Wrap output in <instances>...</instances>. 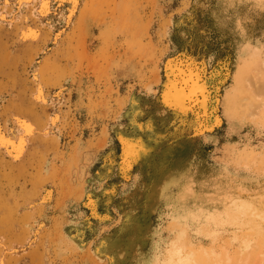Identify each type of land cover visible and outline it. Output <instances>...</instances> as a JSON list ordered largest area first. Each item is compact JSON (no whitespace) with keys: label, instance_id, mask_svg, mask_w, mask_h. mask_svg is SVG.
Wrapping results in <instances>:
<instances>
[{"label":"rangeland","instance_id":"1","mask_svg":"<svg viewBox=\"0 0 264 264\" xmlns=\"http://www.w3.org/2000/svg\"><path fill=\"white\" fill-rule=\"evenodd\" d=\"M40 2L0 0V136L22 141L0 144V264L246 250L241 219L264 218V53L217 30V0H51L44 17Z\"/></svg>","mask_w":264,"mask_h":264},{"label":"bare ground","instance_id":"2","mask_svg":"<svg viewBox=\"0 0 264 264\" xmlns=\"http://www.w3.org/2000/svg\"><path fill=\"white\" fill-rule=\"evenodd\" d=\"M20 1H22V0H20ZM27 4H29V3H27ZM39 4H40V6L38 7V10L37 9L36 10L38 11V13L42 17L47 16L52 11L51 0H41V2ZM36 14H37V12H36ZM4 15H2V16H4ZM33 30H34V28H33ZM24 32H25V30L23 31V33ZM33 33H35V32H33ZM25 34H27V33H25ZM33 35H35V34H33ZM38 36H39V34H38ZM262 72L264 73V61L261 64L260 70H258V71L256 70V73H255V76H254L255 80H256V83H259V79H258L259 75L258 74H261ZM180 75L183 76V74H180ZM178 82H179V80L177 81V83ZM179 84L181 85V89L183 91L182 95H184L186 97V99H187L186 101L188 102V106L194 105L196 99H195L193 94L197 91V79H195V76L193 75V73L192 72H188V75L181 77V80H180ZM42 92L43 91H41L40 93H42ZM22 123L20 125L25 129L26 134L27 133L28 134L29 133L32 134V131L35 129L34 128L35 126L30 124L27 120L23 124ZM20 125H19V127H20ZM23 133H24V131H23ZM19 138H21V137H18L17 139H19ZM23 139L25 141L27 138L23 137ZM21 142H22L21 140L20 141L16 140V138L13 139V138H11L9 136H5V135H1L0 136V144H2V146L5 145L6 147L7 146H11L12 148H10V149L17 148V150H18V148L21 146ZM26 142L27 141H25V144H26ZM23 148H25V147H23ZM16 157H18V155ZM229 215H230V217H237V218L239 217V214L237 213V211H235V212L230 211ZM252 215L255 216V217H257V216L260 217L261 221H257L258 218L256 219L253 216H249L250 217L249 219H247L246 217L241 219V221H242L241 225L244 226V225H247L249 223L252 224L251 228L254 229L253 230L254 234L252 235L253 238L252 239H246L244 237V241L247 243L246 250L244 249L245 252H244V250L243 251L242 250H238V252H236L237 257L232 256L230 254V252L228 251V249L226 248V250L224 251V262H225V264H264V230H263L264 229V225L261 224V222H264V218H262L263 215H258L256 212H253ZM245 216H247V215L245 214ZM204 231H207V233H209L211 231V229L207 228V227H204ZM205 261L206 260H200V258H199V260H196L195 258H193L188 253L184 254L181 251V248H179V252L177 253V264H208L209 263V262L207 263ZM215 262H216L215 264H219V257H217L215 259Z\"/></svg>","mask_w":264,"mask_h":264},{"label":"clouds","instance_id":"3","mask_svg":"<svg viewBox=\"0 0 264 264\" xmlns=\"http://www.w3.org/2000/svg\"><path fill=\"white\" fill-rule=\"evenodd\" d=\"M219 9H210L215 27L221 32L231 31L241 38L244 47H252L264 53V26L260 36L249 38V30L264 22V0H217ZM219 17V19H217ZM164 239L163 236L157 238ZM167 248L164 244H153V258L150 264H170L166 259Z\"/></svg>","mask_w":264,"mask_h":264}]
</instances>
